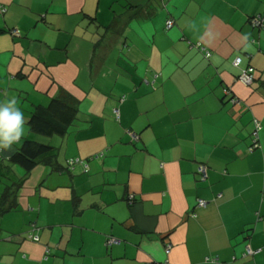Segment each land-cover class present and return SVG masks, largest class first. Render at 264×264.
<instances>
[{"label": "crops", "instance_id": "crops-1", "mask_svg": "<svg viewBox=\"0 0 264 264\" xmlns=\"http://www.w3.org/2000/svg\"><path fill=\"white\" fill-rule=\"evenodd\" d=\"M256 15L264 0H0V103L26 118L0 149V264H264ZM52 98L76 121L36 132L30 118ZM26 139L51 147L30 170L13 161Z\"/></svg>", "mask_w": 264, "mask_h": 264}, {"label": "trees", "instance_id": "trees-1", "mask_svg": "<svg viewBox=\"0 0 264 264\" xmlns=\"http://www.w3.org/2000/svg\"><path fill=\"white\" fill-rule=\"evenodd\" d=\"M76 115L77 108L75 106L68 104L63 98H52L46 107H40L33 112L29 124L33 130L39 133L65 132L67 126L76 121ZM50 150L51 147L48 145L34 143L26 139L13 156V161L24 169L30 170L36 164L37 158Z\"/></svg>", "mask_w": 264, "mask_h": 264}, {"label": "built area", "instance_id": "built-area-1", "mask_svg": "<svg viewBox=\"0 0 264 264\" xmlns=\"http://www.w3.org/2000/svg\"><path fill=\"white\" fill-rule=\"evenodd\" d=\"M249 23L259 29V30H263L264 29V17L260 16V15H256V16H252L249 18ZM174 24V21L172 18H167L165 21V28L166 29H170ZM16 31H14L15 33ZM203 54L206 58H208L210 56V51L207 50L203 45H201V43H197L195 45ZM241 63V58L239 56L235 57V59L233 60V65L236 67H239ZM237 80L239 82H241L244 85H250L253 81V67L248 65L245 66L243 68H240V72L239 75L237 76ZM225 94H229L230 93V89L225 88L224 90ZM234 97H232L231 99H233ZM235 100V99H234ZM116 117H118V110L115 109L114 110ZM260 130V122L257 119L253 120V128L251 130V146L249 147V150H252L254 148H256L258 146V133ZM130 135L132 137L133 140H137L138 136L135 133L130 132ZM76 165H82L83 169L85 171L88 170V164L82 160H80L79 158H73V159H69L67 161V167L69 169H73ZM196 173L198 174V176L200 177V179H204L206 177V165L204 164H200L197 167ZM132 198L129 197V201L128 202H132ZM206 204L205 201L203 200H198V206H204ZM34 239H37V237L35 236ZM113 243H119V241L115 238H110L107 241V244H113ZM247 253H252V251L250 249H247ZM213 261H215L216 259H211Z\"/></svg>", "mask_w": 264, "mask_h": 264}, {"label": "clouds", "instance_id": "clouds-1", "mask_svg": "<svg viewBox=\"0 0 264 264\" xmlns=\"http://www.w3.org/2000/svg\"><path fill=\"white\" fill-rule=\"evenodd\" d=\"M245 40L248 36L245 35ZM26 118L16 101L0 103V149L10 150L25 136Z\"/></svg>", "mask_w": 264, "mask_h": 264}]
</instances>
